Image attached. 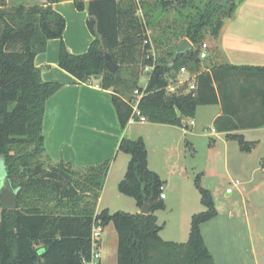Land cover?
I'll return each mask as SVG.
<instances>
[{
  "label": "trees",
  "instance_id": "16d2710c",
  "mask_svg": "<svg viewBox=\"0 0 264 264\" xmlns=\"http://www.w3.org/2000/svg\"><path fill=\"white\" fill-rule=\"evenodd\" d=\"M58 1L0 0V177L6 175L18 190V207L2 210L0 264H88L92 229L99 220L116 228L118 264H217L201 225L218 212L198 182L206 209L193 215L189 239L161 237L155 211L165 206L164 181L149 168L142 136H123L119 142V151L131 158L118 189L139 207L146 197L153 198V209L148 214L97 212L113 158L76 167L47 154L46 105L63 84L44 81L35 58L49 39H60L59 66L80 82H95L99 76V85L111 91L123 131L137 100L146 121L185 129L198 106L221 102L217 129L244 141L238 130L264 125V67L223 64L203 72L199 56L201 44L217 36L238 0H91L87 23L95 39L82 54L67 49L66 18L53 7ZM74 1L85 9L83 0ZM185 38L192 47L175 55ZM107 53L119 65L117 72L106 67ZM181 66L191 73L183 83L173 72ZM190 80L196 89L186 91ZM172 82L175 92L168 91ZM233 83L239 85V102Z\"/></svg>",
  "mask_w": 264,
  "mask_h": 264
},
{
  "label": "crops",
  "instance_id": "0c3cea01",
  "mask_svg": "<svg viewBox=\"0 0 264 264\" xmlns=\"http://www.w3.org/2000/svg\"><path fill=\"white\" fill-rule=\"evenodd\" d=\"M83 1L85 3L84 10H79L74 0H62L53 3L54 9L66 18L63 40L69 52L73 54L87 52L95 39L87 23L88 5L91 0ZM203 43L208 44V55L206 58L201 59V71L203 72L210 71L213 67L223 64L264 67V0H238L234 12L223 18V24L217 36L207 37ZM60 44V39H49L46 50L37 54L35 58V65L41 69V76L44 81L63 84V87L47 101L43 121L45 148L52 160L64 159L76 167L94 165L113 158L97 206V212H100L102 211L101 207L107 193L109 180L115 177L118 187L120 181L125 177L131 158L129 154L119 151L121 138L126 136L136 139L143 137V134L140 135V131H132V134H130L131 126L136 122L129 123L125 131L121 129L118 113L112 102L111 91L103 89L98 80L89 83L80 82L71 73L59 66ZM175 70L173 69V72H176ZM144 77L145 79L147 77L148 82V74ZM189 78H191V73L188 70L186 73L181 72L178 74L179 83H183ZM146 84L141 81L142 86H146ZM232 88H234L235 101L239 102V85L233 83ZM216 104L220 106V110L214 117V125H216V120L223 114L222 103ZM240 115H243V113ZM193 119L188 120L189 126L194 125ZM192 121L193 124H190ZM137 122L151 123L148 121ZM251 129L254 128H242L237 132L244 134ZM213 132H215V129H213ZM219 132L228 135L225 131ZM146 145L149 168L161 177L163 175L162 170L154 162L147 142ZM263 159L264 157L261 161ZM240 184V181L237 180L233 185L239 188ZM165 190L163 184L165 197L162 199L165 206L155 211L157 223L161 226L160 235L164 240L185 242L189 239L192 217L198 213L197 210L193 209L199 208H197V204L193 205V209L179 207L177 211H174L171 208L172 214H174L172 227L174 231H170L171 236L166 238L164 235L167 221L160 223L159 215L160 211L165 210L170 205L169 200H167L169 196ZM245 191L246 189L243 187L241 198L244 203L248 202L245 211L239 213L235 209H230L225 212L216 207L217 215L201 225L204 240L217 264H264V212H262L264 208L262 210L253 202L249 204ZM232 193L233 191L227 192V195ZM178 197L182 202V196L178 195ZM107 205V208L110 209L109 204ZM138 208L140 212L141 207L138 206ZM2 210L0 197V222ZM240 217L247 220L249 243L251 244V249H248L249 251L241 256L239 253L234 254L226 247L230 241L233 242L232 240L236 238L235 233L238 232L240 223L237 219H240ZM101 255L100 264H118V233L113 223H109L104 227L101 238Z\"/></svg>",
  "mask_w": 264,
  "mask_h": 264
},
{
  "label": "rangeland",
  "instance_id": "374dc122",
  "mask_svg": "<svg viewBox=\"0 0 264 264\" xmlns=\"http://www.w3.org/2000/svg\"><path fill=\"white\" fill-rule=\"evenodd\" d=\"M183 68L187 67L181 66L175 70L177 76L183 72ZM146 79L143 77L142 83H147ZM219 110L218 104L198 106L193 119L194 125L189 129L145 122H136L131 126L130 134L132 131L143 134L154 162L163 173L161 177L170 205L160 211L159 215L160 223L167 221L164 235L166 238L171 236L170 231H174V214L171 208L174 211L179 207L193 209V205L197 204L199 209H193L196 212L205 209L201 202L199 184L210 192L217 209L225 212L235 209L241 213L248 207V202L244 203L241 198L243 187L246 189L245 196L249 204L253 202L262 210L264 208V168L261 161L264 157V125L248 130L242 134L244 141H240L239 138L218 131L214 125V117ZM244 144L251 148L244 149ZM237 180L241 183L239 188L233 185ZM116 182L115 177L109 180L101 210L108 209L109 204L111 213L119 210L138 213L135 198L120 192ZM228 187L233 188L230 195H227ZM178 195L182 196V202ZM237 220L240 223L238 232L235 233L236 238L226 247L241 256L251 249V244L246 218L240 217Z\"/></svg>",
  "mask_w": 264,
  "mask_h": 264
},
{
  "label": "water",
  "instance_id": "95a60500",
  "mask_svg": "<svg viewBox=\"0 0 264 264\" xmlns=\"http://www.w3.org/2000/svg\"><path fill=\"white\" fill-rule=\"evenodd\" d=\"M191 47V41L185 38L179 43L175 55H179ZM105 65L112 72H117L119 68V65L113 60L109 53L105 55ZM95 79L98 80L99 76H96ZM0 197L3 209H16L18 207V190L13 187L11 181L6 175H2L0 177ZM153 207V198L146 197L144 205L141 207L140 213L148 214L151 212Z\"/></svg>",
  "mask_w": 264,
  "mask_h": 264
},
{
  "label": "built area",
  "instance_id": "2783aa9c",
  "mask_svg": "<svg viewBox=\"0 0 264 264\" xmlns=\"http://www.w3.org/2000/svg\"><path fill=\"white\" fill-rule=\"evenodd\" d=\"M207 48H208V44L207 43H202L201 51H200V54H199L200 59H204V58L207 57V55H208L207 54ZM183 72L186 73L187 69L183 68ZM195 89H196V85H195L194 81L192 80L189 83L188 88H187L186 91H193ZM168 91L169 92L177 91L176 84L173 83V82L170 83V85L168 86ZM136 94H139V97H138V99H139L140 98V92L138 90H136ZM135 103L136 104L134 106V114L130 118L129 123H135L137 121H146L145 117L139 114V111H138V100ZM190 124H193V121L190 122ZM263 165H264V161H263ZM232 191H233L232 187L227 189V192H232ZM164 197H165V193H163V191H162L161 198H164ZM104 227L105 226L102 224V222L100 220L96 224H94V226H93L92 234H91L92 256H91V259L87 262L88 264H100L101 257H102V255H101V238H102V235H103Z\"/></svg>",
  "mask_w": 264,
  "mask_h": 264
}]
</instances>
